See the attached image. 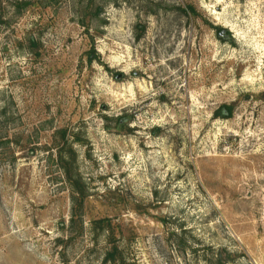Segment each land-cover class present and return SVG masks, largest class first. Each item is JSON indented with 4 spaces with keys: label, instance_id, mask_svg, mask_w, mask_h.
<instances>
[{
    "label": "rangeland",
    "instance_id": "rangeland-1",
    "mask_svg": "<svg viewBox=\"0 0 264 264\" xmlns=\"http://www.w3.org/2000/svg\"><path fill=\"white\" fill-rule=\"evenodd\" d=\"M0 19V264H264V0Z\"/></svg>",
    "mask_w": 264,
    "mask_h": 264
},
{
    "label": "trees",
    "instance_id": "trees-1",
    "mask_svg": "<svg viewBox=\"0 0 264 264\" xmlns=\"http://www.w3.org/2000/svg\"><path fill=\"white\" fill-rule=\"evenodd\" d=\"M2 24V20L0 19V25ZM224 109L226 110V112L230 115V113H231V107H224Z\"/></svg>",
    "mask_w": 264,
    "mask_h": 264
},
{
    "label": "water",
    "instance_id": "water-1",
    "mask_svg": "<svg viewBox=\"0 0 264 264\" xmlns=\"http://www.w3.org/2000/svg\"><path fill=\"white\" fill-rule=\"evenodd\" d=\"M221 33H224L223 31Z\"/></svg>",
    "mask_w": 264,
    "mask_h": 264
}]
</instances>
